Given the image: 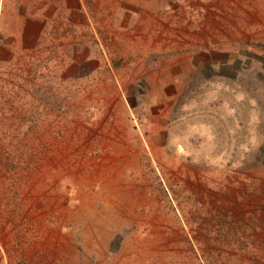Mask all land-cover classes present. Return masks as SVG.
Segmentation results:
<instances>
[{
	"label": "rangeland",
	"instance_id": "obj_1",
	"mask_svg": "<svg viewBox=\"0 0 264 264\" xmlns=\"http://www.w3.org/2000/svg\"><path fill=\"white\" fill-rule=\"evenodd\" d=\"M0 264H264V0H0Z\"/></svg>",
	"mask_w": 264,
	"mask_h": 264
},
{
	"label": "crops",
	"instance_id": "obj_2",
	"mask_svg": "<svg viewBox=\"0 0 264 264\" xmlns=\"http://www.w3.org/2000/svg\"><path fill=\"white\" fill-rule=\"evenodd\" d=\"M36 42V41H35Z\"/></svg>",
	"mask_w": 264,
	"mask_h": 264
}]
</instances>
